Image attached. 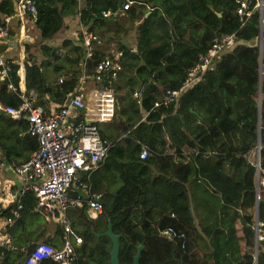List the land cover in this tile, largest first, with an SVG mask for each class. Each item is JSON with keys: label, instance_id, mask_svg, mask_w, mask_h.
Listing matches in <instances>:
<instances>
[{"label": "trees", "instance_id": "obj_1", "mask_svg": "<svg viewBox=\"0 0 264 264\" xmlns=\"http://www.w3.org/2000/svg\"><path fill=\"white\" fill-rule=\"evenodd\" d=\"M123 2L81 0L79 5L77 0H34L33 25L39 39L24 44V86L35 91V101L45 111L47 101L60 104L70 95L83 60L90 69L105 54L94 42L112 41L114 50L121 52V69L111 84L118 96L113 115L108 121L96 122L100 137L109 142L106 157L89 177L91 189L101 193L103 211L93 218L85 212V205L66 209L81 237L73 245L72 264H89L90 260L109 264L110 240L96 234L105 229L109 216L112 231L120 233L118 264H129L139 243V264H208V260L211 264H254L256 202L255 264H264L263 71L258 98V37L261 34L263 63L264 25H260L258 9L243 18L234 0H132L128 8L121 9ZM15 3L0 0V24L3 15L15 10ZM102 10L110 13L103 16ZM68 15L77 17L84 32L96 35L86 58L79 31L75 40L65 37L56 46L43 42L63 28ZM127 19L136 20L133 49L115 38ZM220 33L233 34L229 49L176 100L153 106L164 87H177L187 78V69L198 53L206 52ZM32 46L40 49L38 61L30 51ZM17 67L11 63L8 79L13 84L18 80ZM6 80L0 81V101L16 105L19 99L6 88ZM135 89H139V101L133 96ZM258 107L256 168L249 153L256 145ZM140 143L148 148L144 158L138 156ZM36 145L26 120L0 112L1 154L26 159ZM191 180L211 190L204 197L209 203L198 221L189 208L186 183ZM17 199L21 210L15 222L35 216L30 189ZM162 226H172L184 237H160L156 228ZM11 228L8 231L16 248L6 249L0 264H19L32 244H24L25 252L20 250L22 244ZM56 229L62 232L59 223ZM199 237H204L206 249L192 247L191 241ZM39 264L58 263L43 258Z\"/></svg>", "mask_w": 264, "mask_h": 264}, {"label": "built area", "instance_id": "obj_2", "mask_svg": "<svg viewBox=\"0 0 264 264\" xmlns=\"http://www.w3.org/2000/svg\"><path fill=\"white\" fill-rule=\"evenodd\" d=\"M234 1L237 4V14L243 18L257 8L260 25H264V16L261 14L264 0ZM131 3L132 0H124L120 8L126 9ZM109 13L108 10H102L103 16ZM23 16L34 21L36 16L34 0H16L15 10L2 17L0 38L7 36L5 24L11 17H18L20 21V31L17 34L19 39L24 36L29 38L23 30L22 21L25 18ZM81 33L86 58L91 53V41L96 35L90 31ZM233 41L232 33L214 36L209 49L204 53H198L196 60L187 69V78L177 87H164L152 105L168 104L176 100L185 88L202 78L205 71L229 49ZM120 55L119 50H110L90 69L85 67L84 60L81 62V83L84 78L93 79L98 83L90 105H86L83 100L80 83L64 102L54 104L45 111L40 104L34 103L36 98L34 91L19 90L8 79L10 66L14 60L5 58L0 53V81L7 79L6 88L19 99L16 105L0 102V112L13 119L26 120L27 132L35 136L37 141L35 149L26 159L11 165L19 179V188L16 191L10 189L8 183L0 187V210L8 208L5 214H0V257L6 249L16 248L11 241L8 227L20 216L21 203L17 197L30 189L35 198L33 210L47 214L60 223L61 245L55 246L44 240H36L30 245L28 253L19 264H39L43 258H51L58 264H72L75 258L73 245L80 243L81 237L71 225L66 209L85 205V212L91 217L103 211L101 193L91 189L89 177L106 157L109 142L100 137L96 122L110 120L113 115L117 95L111 84L121 69ZM261 69L264 70V62L261 63ZM133 94L137 95V92L133 91ZM78 110H82L80 117ZM147 151V146L140 143L138 156L144 158ZM156 232L160 237L168 239L184 237L183 232L172 226L157 227ZM19 249L25 252L26 247L22 245Z\"/></svg>", "mask_w": 264, "mask_h": 264}, {"label": "crops", "instance_id": "obj_3", "mask_svg": "<svg viewBox=\"0 0 264 264\" xmlns=\"http://www.w3.org/2000/svg\"><path fill=\"white\" fill-rule=\"evenodd\" d=\"M77 1H78V4L79 3L81 4V0H77ZM146 8H148V6H146ZM2 17H1V22H2L1 24H3ZM23 17H25V18H23V21H22L23 22V30L25 31V28L29 29V31L27 33L29 35V38H26L25 40H23V39H19V37L17 35V38L15 39L16 44L15 45H12V44L6 45V47H4V49L2 51H0V53L5 58H12L14 60L13 63L18 64V67L16 68V71H15V73L18 75V80H17V83L15 84V86L19 90L23 89L24 92H27V90L25 89V86H24V67H23L24 44L27 43V42H32L34 39H38L39 36L37 34V30L35 29V27L33 25V21H30L27 18V16H23ZM19 23H20V21L18 20V17L9 18V20L5 24L6 25V29H7V35L8 34H13V33H16V32L18 34V31H20ZM68 23H70L71 27L72 26H74V27L76 26L78 30L80 29L79 32L83 31V29L80 28V26H79V23L77 21V17L74 18V17L68 15L67 17L64 18V25H66ZM60 30H58V31H60ZM78 30L75 33L78 34ZM58 31L51 38L43 40V42L48 44V45H50V46H56V45H52V41H53V39H58L57 36L60 34ZM77 34H76V36L74 34V36H70V37L76 39L77 38ZM6 37L4 39H6ZM65 37L66 36H63L61 38V40L63 38H65ZM115 38H117V37L115 36ZM117 39L119 41H121V42H124L123 39L122 40L120 38H117ZM106 41L101 42V41L98 40L97 42L93 43V46H98V47L102 48L105 51V54H107V53L110 52V50L114 49V45L115 44L112 41H109V42H106ZM5 42H6V40H5ZM124 43L128 47H130L132 49L134 48L133 45H129L126 42H124ZM82 44H83V42H82ZM83 47H84V44H83ZM84 49H85V47H84ZM39 59H37V61ZM80 76H82L81 70H80V74H79L76 86L81 83ZM58 78H60V76ZM81 84H82L81 93H82L83 100H84L86 105H90L92 103V100H93L95 88L98 87V83H96V81L93 80V79L89 78V79L85 80V78H84L83 83H81ZM29 90H31V89H29ZM73 90H72V92H73ZM135 91L137 92V95L133 94V96L137 97V99H138L139 98L138 97L139 96V89H135ZM13 95H15V94H13ZM43 97L45 98L46 96L44 95V96H42V98ZM67 98H68V96H67ZM34 103L40 104L43 107V105L41 103H39V102L34 101ZM54 104H56V102L47 101V104H46L47 110H48L49 107H52ZM44 107H43V109L45 110ZM106 121H108V120H106ZM99 122H104V121H99ZM29 154H30V152H29ZM29 154H28V156H29ZM23 159L24 158H21V157H12V158L10 157V158H8L5 155L0 153V187L1 186H5L6 183H8V186L10 187V189H13V190L16 191L19 188V184H20L19 179L16 176V174L13 172V170L11 168V165L13 163H17V162H19L20 160H23ZM198 182H199L198 180H195V181L191 180L188 183H186V189H187L188 199H189V208L191 209V211L193 213V217L197 221L201 218V216H204L205 209H206L205 207L209 203L208 200L204 199V197H207L208 191H211L209 188H208V190H206L205 186L202 185V184H201V186H199ZM261 182H262V180H261ZM37 214L40 215V216H43V223L35 225V228L33 229V233H34L33 237H29L28 236L27 231L23 227V219H21V220H19V221H17V222H15V223L10 225V226H12L10 231L12 232V234L15 235V237H17V242H19L22 245H24V244H28V243H33L34 241H36L38 239L39 240L47 239L49 241V243H51V244H53L55 246H60L61 245L62 232L60 233L56 229V225L59 222H57L56 220L52 219L47 214H44V213L41 214V213L35 212L34 215H37ZM111 219H112V217H111ZM205 219H206V217H205ZM20 227L21 228L23 227V228H22V230L18 231L17 228H20ZM196 229H198V225H197ZM9 234H10V232H9ZM24 238H26V240L23 241ZM191 244H192V247H194V248L203 247V248H200V249L201 250L202 249H206L204 246H202L204 244V237L203 238L199 237L198 240L191 241ZM23 257L21 258V260L23 259ZM208 264H211V262L209 260H208Z\"/></svg>", "mask_w": 264, "mask_h": 264}, {"label": "water", "instance_id": "obj_4", "mask_svg": "<svg viewBox=\"0 0 264 264\" xmlns=\"http://www.w3.org/2000/svg\"><path fill=\"white\" fill-rule=\"evenodd\" d=\"M17 38V32L13 34H8L6 39L0 38V51L6 47V45L12 44L15 45V39ZM27 36H24L22 39L25 40ZM8 39V40H7ZM6 40V42H5ZM10 42V43H9ZM258 43H259V65H258V98L260 94V78H261V61H260V50H261V34L258 37ZM255 150H256V158H255V166L256 168L258 167V158H259V107H258V113H257V139H256V145H255ZM257 188H258V178L256 176L255 179V191H256V198L258 197L257 195ZM256 208H257V202L255 203V217H254V264H255V254H256V242H257V213H256ZM103 235H106L109 240H110V249H109V264H118V237L120 233H115L111 229V216L108 217L106 227L104 230L100 232ZM142 244L139 243L135 247V252L132 255L131 261L129 264H139L138 263V258L140 254V248ZM89 264H99L94 261H89Z\"/></svg>", "mask_w": 264, "mask_h": 264}, {"label": "rangeland", "instance_id": "obj_5", "mask_svg": "<svg viewBox=\"0 0 264 264\" xmlns=\"http://www.w3.org/2000/svg\"><path fill=\"white\" fill-rule=\"evenodd\" d=\"M123 21H124V23H121V28L118 29V32L116 33L115 36L117 38H120L121 40L123 39L124 42H126L127 44L134 46V44H135V35H136V29H135L136 20H132L131 21V20L127 19V20H123ZM79 26H80V24H79ZM80 28H81V26H80ZM26 29L27 28H25L24 32L28 33L29 29H27V30ZM76 29H77V27L76 26L75 27L74 26L71 27L70 23L64 25L63 28L60 31H58L60 33L57 36L58 39H53L52 45L59 44V42H60V40H61V38L63 36L70 37V36H74V34L76 36L77 33H75V32L78 30V29L77 30ZM34 40L37 41V39H34ZM30 51H32V53L34 54L36 59H39V58L42 57L40 49H39L38 46H32L30 48ZM262 71H264V70H262ZM249 158L251 160H255V158H256L255 147L250 151ZM41 223H43V216H40L38 214L35 215V216L27 215L23 219V227L27 231L29 237H33L34 236L33 229L35 228V225L36 224H41ZM22 228L21 227L17 228V230L20 231V230H22Z\"/></svg>", "mask_w": 264, "mask_h": 264}, {"label": "bare ground", "instance_id": "obj_6", "mask_svg": "<svg viewBox=\"0 0 264 264\" xmlns=\"http://www.w3.org/2000/svg\"><path fill=\"white\" fill-rule=\"evenodd\" d=\"M264 72V71H263Z\"/></svg>", "mask_w": 264, "mask_h": 264}]
</instances>
